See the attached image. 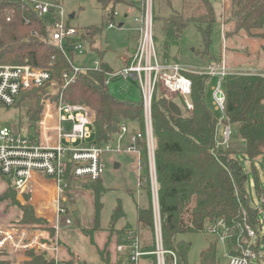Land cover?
Returning <instances> with one entry per match:
<instances>
[{
	"label": "trees",
	"instance_id": "obj_1",
	"mask_svg": "<svg viewBox=\"0 0 264 264\" xmlns=\"http://www.w3.org/2000/svg\"><path fill=\"white\" fill-rule=\"evenodd\" d=\"M154 0V4H155ZM169 5L172 0H166ZM103 6L104 20L115 19V6L121 0H99ZM226 17L218 14L212 0H182L181 11H174L162 18L165 35V52L159 54L165 62H175L169 57L171 45L178 44L186 28L193 24L200 34L205 52L212 43L216 27L225 22H233L232 31L225 33L227 39L245 32L249 39H264V0H227ZM112 7V8H111ZM155 13V10H154ZM158 17L155 14V20ZM106 23V22H105ZM101 27L88 28L80 39L69 40L73 45L86 43L88 50L96 57L103 54L96 48ZM108 25V24H107ZM52 27L49 22L37 17L22 0H0V65H26L35 68H48L57 83L59 93L53 100L70 104L87 105L96 111L94 143L102 146L116 138L122 123H129L131 130L145 131L143 96L140 101L119 100L113 96L106 85L110 65L103 62L100 70L88 71L64 88L63 74L71 70V65L59 47L50 43ZM157 41V38L155 36ZM69 55L77 63L76 53L69 49ZM178 63V62H176ZM125 63L124 65H126ZM123 65V66H124ZM192 80L191 113L184 110L176 116L169 108L171 99L157 90L153 97L152 117L156 141V170L158 199L162 224L163 244L166 250L177 254L178 264H189L191 244L180 238L182 234L205 231L210 225L223 220L232 246V255L240 254L238 242L248 237L247 227L256 234L262 230L264 211L262 195L264 187L254 165V161L264 156V76L259 74H231L225 78L226 119L225 124L239 125L240 136L246 143L245 157L250 160L254 172L255 191L261 199V208L251 205L249 192V172L236 152L222 149L217 143V126L220 120L205 101V88L211 76L187 73ZM48 87L23 92L14 107L24 106L29 129L36 130L43 112L42 100L47 96ZM31 104V105H29ZM69 173L72 164L68 163ZM70 188L75 182L67 176ZM101 179L83 185L95 194L96 225L93 229L82 226L79 215L69 202L63 204L67 214L62 216L65 223L70 218L86 235L91 237L99 229L102 207ZM141 187L150 200L148 208L138 207L137 223L154 230L152 191L148 170L140 177ZM18 191L12 181L7 190L0 195V203L11 200L23 211V223L35 225L45 223L36 216L34 207L20 205L16 200ZM27 199L30 194H25ZM138 234V228H124L121 232ZM249 238V237H248ZM261 239L256 238L252 248L258 252ZM154 250V247L151 248ZM104 264H114L109 255L102 251ZM0 264H10L9 256H0ZM22 264H55L44 255L28 254ZM79 264H86L80 262ZM115 264H125L120 260ZM153 264H156L153 260ZM199 264H220L217 242L210 244L201 252Z\"/></svg>",
	"mask_w": 264,
	"mask_h": 264
},
{
	"label": "built area",
	"instance_id": "obj_2",
	"mask_svg": "<svg viewBox=\"0 0 264 264\" xmlns=\"http://www.w3.org/2000/svg\"><path fill=\"white\" fill-rule=\"evenodd\" d=\"M40 19L49 22L52 27L50 43L56 45L68 59L71 70L63 74L64 88L74 83L80 74L88 71L100 70L103 61L90 56L87 44L80 42L68 44L69 40L80 39L87 31H80L70 23L71 15L67 14L63 0H22ZM141 15L135 21L140 24L138 43L136 47L126 53L127 64L117 72L107 74L106 85L110 79L121 77L125 80L135 79L141 89L144 102L145 131H131L127 123H122L116 138L102 146L94 143L96 111L87 105L70 104L53 100L59 93L57 83L48 68H35L26 65H0V109L14 107L23 92H30L42 87H52L43 99L44 112L41 115L39 126L31 130L29 135H23L18 127L17 131L8 127L0 128V174L10 178L18 196L30 192L32 178L40 174L55 181L57 185L56 210L57 220L52 224L55 232H59L64 224L73 225L70 218L65 223L61 217L67 214L63 204L67 202L70 185L67 176L70 174L74 181H96L106 170L104 155L110 152H122V140L131 134L130 143L126 152L141 155L146 153L145 167L150 175L151 191L153 195L155 219V244L154 250L145 251L140 248L138 235L130 232L125 236L118 251L127 256L126 264H139L141 258L153 256L156 264H178L175 252L166 250L163 244L162 224L158 199V182L156 170V141L153 128L152 105L153 97L157 90L168 96L171 101L178 98L183 102L184 110L191 113L194 109L191 101L192 80L187 73L205 74L220 78L213 87L214 105L217 111L226 118V96L223 80L231 74H259L245 72L239 69H230L225 60V55L215 66L206 70L191 71L180 63L165 62L161 59L155 39V13L154 0H142L140 3ZM117 11L114 16L117 17ZM114 19L108 23V29H118ZM222 32L225 35L224 24ZM226 43V36H224ZM73 49L83 63L77 64L69 55ZM181 107V106H180ZM182 109V107H181ZM183 112V109H182ZM232 130L227 124L224 130L225 141H229ZM68 163L72 164L69 173ZM141 183V182H140ZM21 221V220H20ZM20 221L0 224V256H12L14 262L20 264L28 259L30 252L48 255L52 260L58 259L60 247L54 239L44 238L41 230L27 228ZM223 229V239H230L228 229L223 220L209 226L212 232ZM248 237L251 239L247 248H242L240 254L230 255L229 264H250V260L257 258L253 250L256 232L247 227Z\"/></svg>",
	"mask_w": 264,
	"mask_h": 264
},
{
	"label": "rangeland",
	"instance_id": "obj_3",
	"mask_svg": "<svg viewBox=\"0 0 264 264\" xmlns=\"http://www.w3.org/2000/svg\"><path fill=\"white\" fill-rule=\"evenodd\" d=\"M127 1H141V0H127ZM215 5L217 13L220 15L224 11L223 0H212ZM64 7L67 14H75L74 18H70L72 26L78 28L80 31H86L90 27H101L105 22L104 30L98 36L97 45L102 50L103 62H106L112 68V71L117 72L122 68L121 59L124 57V53L127 49L133 47L136 43L138 36L139 24L135 23L134 17L137 12L134 13L129 10V7L125 3L121 2L115 6L117 11V17L114 21L119 25L125 22L122 28L108 29V20H104L103 6L99 0H63ZM112 8V7H111ZM228 5L226 4L224 17H226ZM182 0H172V4L169 5L166 0H156L154 4L155 14L158 17L155 20L154 32L157 38L156 46L159 54L165 52V35L162 30V18L170 16L174 11H181ZM127 12L129 17L125 20L124 14ZM225 31H232L234 28L233 22H225ZM223 25L219 24L214 32L212 43L205 52L202 38L197 32L195 26L190 24L183 33V36L178 44L171 45L168 50L169 57L172 61L180 63L183 67L191 71L206 70L209 67L215 66L220 59L225 55L227 66L232 69H239L245 72H258L264 70V39H249L245 32L239 36L227 39L224 43V34L222 32ZM69 53V51H68ZM77 60L82 59L76 55ZM99 58V57H98ZM101 58V57H100ZM240 64V65H239ZM220 78L211 77L206 84L205 88V101L210 110L220 120L217 126V143L222 149L236 152L238 157L243 162L245 168L249 172V192L251 205L256 208H261V199L257 196L255 191L254 172L252 170V164L249 159L245 157L246 143L240 136L239 125L229 123L232 130L229 141H225L224 130L226 124L223 120V113L216 110L213 99V87L217 85ZM225 87V79L223 80V88ZM110 93L119 100L125 101H140L142 98V92L138 82L135 79L125 80L121 77H114L110 79L108 86ZM43 101V100H42ZM174 101L182 107L178 98ZM31 105V104H29ZM43 105V104H42ZM43 106V112H44ZM42 112V113H43ZM42 115V114H41ZM130 127L131 125L127 123ZM17 126L19 131L23 135H29V121L26 115V109L23 106L1 108L0 109V128L8 127L12 129ZM39 126V124H38ZM131 134H128L121 142L123 151L110 152L104 155V161L106 162L105 174L102 177L103 194L101 196L102 207L100 210V222L99 229L94 233H100L105 240L108 241L112 233L113 228L118 229L122 226L138 227L137 223V210L138 207L148 208L150 206V200L146 191L141 187L140 176L146 172L140 167L141 162L146 161V153L143 151L141 155L136 153L126 152V148L130 143ZM141 161L139 162V159ZM115 163H119L120 168H115ZM256 166L260 182L264 187V156L254 161ZM10 178L2 176L0 174V195H2L10 185ZM91 199H93L91 197ZM17 202L20 205H31L29 199L25 197V204H22L16 196ZM153 201V195H152ZM32 206V205H31ZM154 210V206H153ZM22 212L19 205H15L10 199L0 203V224H8L11 221L19 219ZM86 212V211H84ZM261 219H264V211L260 214ZM21 218V219H22ZM42 219V218H40ZM24 227H33L41 231H49L54 233L55 229L50 226L47 220L45 223L30 225L20 221ZM141 228V232H138V239L140 248L143 249L144 243H153L154 232L152 229ZM131 231H126L125 236ZM224 231L220 229L218 232H212L209 227L202 232L185 233L180 236L181 239L191 244V250L189 254V264H199L201 252L210 244V242H217L218 256L220 264H229V256L232 253V246L230 239H223ZM257 237L261 239L259 251L260 260L253 258L250 260V264H264V225L262 230L257 234ZM89 245L94 246V254L90 257L92 261L90 264H103L102 251H98L96 245L88 237ZM256 239V238H255ZM254 239V240H255ZM106 241L102 245V250L106 247ZM251 239L243 237L238 242L237 250L240 252L242 248H247ZM109 246L114 245V241H109ZM114 247H116L114 245ZM114 250V249H112ZM68 253V254H67ZM36 255H42L37 254ZM67 254V255H66ZM69 252L61 255L63 261H69ZM148 257H143L139 264L149 263ZM26 261V260H25ZM14 262L12 256L10 257V264ZM89 262V261H88ZM21 262L20 264H22ZM67 264V263H61ZM126 264V263H125Z\"/></svg>",
	"mask_w": 264,
	"mask_h": 264
},
{
	"label": "crops",
	"instance_id": "obj_4",
	"mask_svg": "<svg viewBox=\"0 0 264 264\" xmlns=\"http://www.w3.org/2000/svg\"><path fill=\"white\" fill-rule=\"evenodd\" d=\"M123 3L126 4V6L129 7V10L131 12H137V15L134 17V21L136 18L140 17L141 15V9H140V5L139 3L142 1H127V0H121ZM224 3V11L222 12V14H224L225 12V8H226V4H227V0H223ZM75 14H71V18H74ZM129 17V14L127 12H125L124 14V19L126 20ZM135 23H137L135 21ZM224 23V22H223ZM139 24V23H137ZM120 25L124 26L125 22L120 23ZM140 25V24H139ZM226 27V24L224 23V29ZM138 43V36L136 39V43L133 47L127 49L124 53V57L121 59L122 61V67L126 62L127 59V55L126 53L131 52L137 45ZM96 48H98V50L103 54L102 50L99 49L97 43H96ZM90 56H92L93 58H95L96 56L94 54H91ZM81 59V58H80ZM103 61V60H102ZM240 65V64H239ZM112 69V68H111ZM264 71V70H261ZM17 127V126H14ZM132 131V130H131ZM133 133V131H132ZM141 161V158L139 159V162ZM143 163L145 162H141L140 163V167L141 169L145 170L146 167L142 166ZM118 164L120 168V164L119 163H115V165ZM116 168V169H118ZM103 177V176H102ZM102 177L100 178V184H101V188H103V184H102ZM141 177V176H140ZM86 181H75L72 184L71 189L69 190L68 196H67V202L66 203H70L69 202V196L72 195L74 203L72 202L70 205L72 206L73 210L76 211L79 215V218L81 220L82 226L86 229H93L96 225V205H95V194L92 190L90 189H86L83 187L84 184H86ZM105 190V189H104ZM30 194V200L29 203H31V205L34 207L36 216L38 218H42L44 220H47L48 223L50 224V226H52V224H54V222H56L57 220V210H56V197H57V185L55 183L54 180L52 179H48L40 174H35L32 178V182H31V186H30V192L28 193ZM91 197L93 199H91ZM20 202L22 204H25V195L24 196H18ZM65 204V203H64ZM75 207V209H74ZM140 207V206H139ZM140 208H145V207H140ZM86 211V212H84ZM138 212V210H137ZM22 218V212L21 215L19 217L18 220L16 221H20ZM16 221H11V222H16ZM9 222V223H11ZM135 228L133 226L127 225V226H122L121 228L115 229L113 228L112 233L109 237V240L106 241V238L101 237L102 235L100 233H94L92 235V239L91 237H89L88 235H86L78 226L76 225H71V226H67V225H62L60 227L59 232H55L54 233H50L49 231H41L42 235L44 236V238H49V239H54L55 241H57L60 250L57 254L58 259L57 260H53V262L55 264H61L62 262L67 263V264H79L80 262H85L86 264H90V261H92V258L90 257L91 255L94 254V246L89 245V239L88 237L91 239V241H93V244L96 245V248L98 249V251H105L106 254L109 255V258L111 260L112 263H116L120 260L125 261V263L127 262V256L125 255V253L119 252L118 251V246L120 244L123 243L124 239H125V234L122 233L121 231L124 228ZM138 232L140 234V230L141 228L147 229L148 227H144L143 225H139L138 227ZM150 229V228H149ZM154 232V230H152ZM114 241V245L116 247H114V245H110L109 246V241L111 242ZM106 241V247L104 248V250H102V245L105 243ZM256 239L254 240L255 243ZM155 244V234H154V240L153 243H144V250L145 251H152L151 248L154 247ZM114 249V250H112ZM69 252V256L68 258L64 259H68L69 261H63L61 258V255ZM257 253V259L260 260V251L258 250ZM68 254V253H67ZM66 254V255H67ZM45 257L48 255H44ZM49 259L47 260H52L51 256H48ZM149 258V263L147 264H153V260L154 257L153 256H146ZM89 261V262H88ZM104 264V262H103Z\"/></svg>",
	"mask_w": 264,
	"mask_h": 264
},
{
	"label": "water",
	"instance_id": "obj_5",
	"mask_svg": "<svg viewBox=\"0 0 264 264\" xmlns=\"http://www.w3.org/2000/svg\"><path fill=\"white\" fill-rule=\"evenodd\" d=\"M120 26H122V25H120ZM48 90L49 91H52V87L49 86L48 87ZM169 108L172 111V113L175 114L176 116H182L183 115V112H182L181 107L175 101H170ZM13 129H14V131H17V128L16 127H13ZM142 166L144 167L145 166V163H143ZM118 167H119V165L116 164L115 165V168H118ZM262 202L264 203V194L262 195ZM74 209H75V207H74ZM46 259H49V257L46 256Z\"/></svg>",
	"mask_w": 264,
	"mask_h": 264
}]
</instances>
